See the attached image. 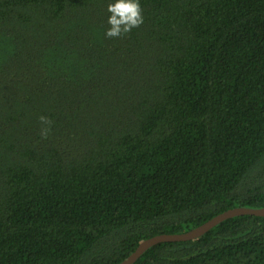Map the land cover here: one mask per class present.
I'll return each mask as SVG.
<instances>
[{
    "label": "trees",
    "instance_id": "obj_1",
    "mask_svg": "<svg viewBox=\"0 0 264 264\" xmlns=\"http://www.w3.org/2000/svg\"><path fill=\"white\" fill-rule=\"evenodd\" d=\"M114 2L0 0V264H119L264 208V0H139L109 39ZM263 260L244 215L133 264Z\"/></svg>",
    "mask_w": 264,
    "mask_h": 264
},
{
    "label": "clouds",
    "instance_id": "obj_2",
    "mask_svg": "<svg viewBox=\"0 0 264 264\" xmlns=\"http://www.w3.org/2000/svg\"><path fill=\"white\" fill-rule=\"evenodd\" d=\"M106 11L109 13V27L105 31V37L109 39L122 38L144 22L139 0H115L107 5ZM39 122L42 125L41 137L46 139L53 122L45 116H40Z\"/></svg>",
    "mask_w": 264,
    "mask_h": 264
},
{
    "label": "water",
    "instance_id": "obj_3",
    "mask_svg": "<svg viewBox=\"0 0 264 264\" xmlns=\"http://www.w3.org/2000/svg\"><path fill=\"white\" fill-rule=\"evenodd\" d=\"M244 215L264 217V208L251 209L245 207H237V208L229 209L188 232L182 234H174V235L163 234L146 239L140 242L139 245L136 247V249L119 264H133L150 247L160 243L193 241L198 237H200L201 235H203L204 233H206L207 231H209L215 225L221 223L222 221L232 217L244 216ZM262 264H264V260Z\"/></svg>",
    "mask_w": 264,
    "mask_h": 264
}]
</instances>
